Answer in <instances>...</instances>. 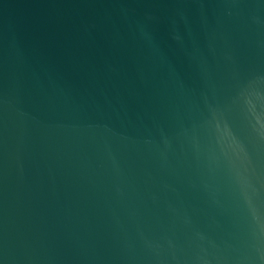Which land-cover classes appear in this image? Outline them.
I'll return each instance as SVG.
<instances>
[{
    "label": "water",
    "instance_id": "1",
    "mask_svg": "<svg viewBox=\"0 0 264 264\" xmlns=\"http://www.w3.org/2000/svg\"><path fill=\"white\" fill-rule=\"evenodd\" d=\"M0 264H264V0H0Z\"/></svg>",
    "mask_w": 264,
    "mask_h": 264
}]
</instances>
